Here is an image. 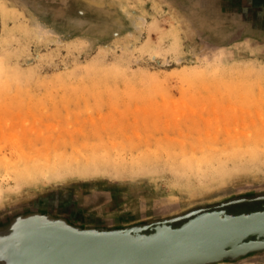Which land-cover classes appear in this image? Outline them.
Listing matches in <instances>:
<instances>
[{
  "label": "rangeland",
  "instance_id": "rangeland-1",
  "mask_svg": "<svg viewBox=\"0 0 264 264\" xmlns=\"http://www.w3.org/2000/svg\"><path fill=\"white\" fill-rule=\"evenodd\" d=\"M246 5L0 0V216L58 202L80 223L135 221L264 188Z\"/></svg>",
  "mask_w": 264,
  "mask_h": 264
},
{
  "label": "water",
  "instance_id": "water-1",
  "mask_svg": "<svg viewBox=\"0 0 264 264\" xmlns=\"http://www.w3.org/2000/svg\"><path fill=\"white\" fill-rule=\"evenodd\" d=\"M247 2L259 16L261 0ZM66 208V207H65ZM58 202L0 216V264H240L264 259V188L116 223H80ZM63 211V212H62Z\"/></svg>",
  "mask_w": 264,
  "mask_h": 264
},
{
  "label": "crops",
  "instance_id": "crops-1",
  "mask_svg": "<svg viewBox=\"0 0 264 264\" xmlns=\"http://www.w3.org/2000/svg\"><path fill=\"white\" fill-rule=\"evenodd\" d=\"M247 1H252L251 5L254 7V0H247ZM263 5H264V0H261ZM262 13L257 16V15H251L249 18H247V22H249L252 27L255 29L256 32H259L261 34H264V9L261 11Z\"/></svg>",
  "mask_w": 264,
  "mask_h": 264
}]
</instances>
